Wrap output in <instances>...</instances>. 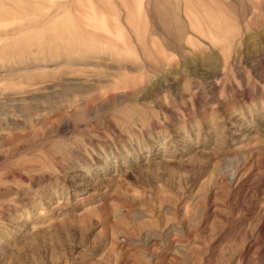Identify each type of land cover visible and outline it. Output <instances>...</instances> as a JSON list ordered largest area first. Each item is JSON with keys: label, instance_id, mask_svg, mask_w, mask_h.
<instances>
[{"label": "rangeland", "instance_id": "obj_1", "mask_svg": "<svg viewBox=\"0 0 264 264\" xmlns=\"http://www.w3.org/2000/svg\"><path fill=\"white\" fill-rule=\"evenodd\" d=\"M0 264H264V0H0Z\"/></svg>", "mask_w": 264, "mask_h": 264}]
</instances>
